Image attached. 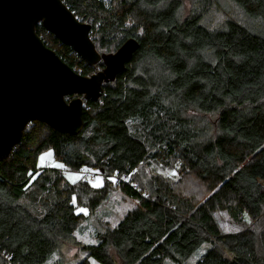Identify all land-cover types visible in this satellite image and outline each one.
<instances>
[{
  "label": "trees",
  "instance_id": "16d2710c",
  "mask_svg": "<svg viewBox=\"0 0 264 264\" xmlns=\"http://www.w3.org/2000/svg\"><path fill=\"white\" fill-rule=\"evenodd\" d=\"M63 1L91 20L101 54L131 37L140 46L99 101L85 100L79 134L35 120L0 158V264H45L68 244L85 255L75 264H264V0ZM36 31L75 71L105 67L41 23ZM48 149L107 182L39 168ZM156 165H179L180 178ZM110 177L136 205L78 243L80 201L98 207ZM220 210L242 230L222 231Z\"/></svg>",
  "mask_w": 264,
  "mask_h": 264
},
{
  "label": "water",
  "instance_id": "95a60500",
  "mask_svg": "<svg viewBox=\"0 0 264 264\" xmlns=\"http://www.w3.org/2000/svg\"><path fill=\"white\" fill-rule=\"evenodd\" d=\"M39 23L89 65L103 61L105 67L88 75L75 71L38 35ZM91 30V20L83 21L63 0H0V158L35 120L79 134L85 100L99 101L104 84L125 70L140 46L131 37L101 54Z\"/></svg>",
  "mask_w": 264,
  "mask_h": 264
},
{
  "label": "rangeland",
  "instance_id": "374dc122",
  "mask_svg": "<svg viewBox=\"0 0 264 264\" xmlns=\"http://www.w3.org/2000/svg\"><path fill=\"white\" fill-rule=\"evenodd\" d=\"M187 5H191L190 1L187 2ZM58 165L63 164L56 160L52 149L44 151L38 157L39 168L53 167L62 169L68 179L69 174L81 173L84 179H88L89 181H97L98 178H103V183L105 184V182H107V177L105 176L106 173L104 170L102 171L97 167L88 170V173L91 174L89 179L85 177V171L87 170L77 171L70 168L59 167ZM142 167L149 173L152 171L150 168L151 165ZM97 169L99 170L98 172L93 171ZM153 170L164 174L169 179L177 180L180 178V173L176 166L156 165ZM173 172L176 174L173 175ZM73 179L77 180L79 178L73 176ZM69 180L73 181L72 179ZM111 180L112 181L110 185L113 186L110 192L111 195L108 199L101 200V204L98 207L90 209L88 206L89 200L87 197H83L80 201L81 206L78 207V210L84 208L87 209V211L83 212L84 216L86 217L81 223L80 227L75 231V238L78 240V243H95L98 231L102 230L104 226L116 225L119 220L136 205L137 201L135 199L127 197L122 193L117 182V177L114 178V180ZM90 185L93 187L92 183H90ZM214 215L222 231L226 233H233L242 230V225L235 223L226 210L216 211ZM61 253L62 254L57 253L53 255V257L45 264H57L59 263V260L63 258L67 264H75L79 259H83L85 257V255L82 253V250H80L79 245H65L62 247Z\"/></svg>",
  "mask_w": 264,
  "mask_h": 264
},
{
  "label": "snow or ice",
  "instance_id": "6c2138e0",
  "mask_svg": "<svg viewBox=\"0 0 264 264\" xmlns=\"http://www.w3.org/2000/svg\"><path fill=\"white\" fill-rule=\"evenodd\" d=\"M59 167H64V165H58ZM177 167H179V165H177ZM93 171H99L98 169L97 170H93ZM173 175H175L176 173L173 172L172 173ZM73 176H76L77 178H79L80 174L79 173H76V174H69V179H72L73 180V183H75V179H73ZM109 179H113L114 180V177H110ZM89 183H92L93 187H102L103 186V178H98L97 181H89ZM75 199V198H73ZM80 212H86L87 209H84V208H81L79 210Z\"/></svg>",
  "mask_w": 264,
  "mask_h": 264
},
{
  "label": "built area",
  "instance_id": "2783aa9c",
  "mask_svg": "<svg viewBox=\"0 0 264 264\" xmlns=\"http://www.w3.org/2000/svg\"><path fill=\"white\" fill-rule=\"evenodd\" d=\"M91 174L88 173V170L85 171V177L90 179Z\"/></svg>",
  "mask_w": 264,
  "mask_h": 264
}]
</instances>
